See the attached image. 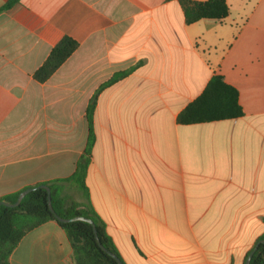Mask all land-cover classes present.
<instances>
[{
    "label": "crops",
    "instance_id": "crops-1",
    "mask_svg": "<svg viewBox=\"0 0 264 264\" xmlns=\"http://www.w3.org/2000/svg\"><path fill=\"white\" fill-rule=\"evenodd\" d=\"M226 1L227 18L193 24L177 0H20L1 13L0 202L60 181L124 264H245L264 234V0ZM66 36L78 49L38 82ZM216 75L243 117L180 124ZM81 165L84 187L66 181ZM9 264H74L73 248L48 221Z\"/></svg>",
    "mask_w": 264,
    "mask_h": 264
},
{
    "label": "trees",
    "instance_id": "trees-1",
    "mask_svg": "<svg viewBox=\"0 0 264 264\" xmlns=\"http://www.w3.org/2000/svg\"><path fill=\"white\" fill-rule=\"evenodd\" d=\"M177 1L183 9L187 24L201 20L222 21L229 15V6L226 0ZM19 2L20 0H9L0 6V14ZM78 47L79 43L71 37L62 38L34 73V79L40 83L46 82ZM92 110L93 103L89 106V117ZM243 115L244 111L239 103L238 90L226 83L222 76L216 75L210 80L202 95L188 105L178 115L177 120L182 125H191L234 120L243 117ZM83 174L84 166L81 165L80 169H77L75 174L66 181L77 180L84 187ZM60 184V181L47 184L51 188L52 205L55 212L62 218L82 216L92 219L97 226L101 244L119 256L97 215L90 208L65 200L62 197ZM19 195L20 192L8 196L4 200L14 203ZM48 221L57 222L66 231L73 248L74 264H118L99 246L91 224L84 221L62 223L54 217L49 209L48 193L43 188L28 193L17 207L0 206V264H9L11 254L24 235ZM259 240H264V234ZM250 264H264V244H260Z\"/></svg>",
    "mask_w": 264,
    "mask_h": 264
},
{
    "label": "water",
    "instance_id": "water-1",
    "mask_svg": "<svg viewBox=\"0 0 264 264\" xmlns=\"http://www.w3.org/2000/svg\"><path fill=\"white\" fill-rule=\"evenodd\" d=\"M39 188H43L47 191L48 193V205H49V209L50 211L52 212V214L54 215V217L59 221V222H62V223H70V222H74V221H84V222H87L89 224H91L93 226V229H94V233H95V237L97 239V242L99 244V246L103 249V251H105L108 255H110L111 257H113L116 262L118 264H124L123 260L121 259V257H119L117 254L113 253L112 251L106 249L100 242L99 240V237H98V232H97V226L95 224V222L92 220V219H89V218H85V217H82V216H77V217H74V218H62L61 216H59L54 208H53V205H52V198H51V188L49 185H40V186H37V187H32V188H28V189H25L24 191H22L20 193V195L18 196L16 202L14 203H9L7 201H1L0 202V206H6V207H17L20 205L21 201L23 200V198L30 192L36 190V189H39ZM260 244H264V240H259L255 247L253 248V250L249 253L246 261H245V264H250L251 263V259L254 255V253L257 251L258 247L260 246Z\"/></svg>",
    "mask_w": 264,
    "mask_h": 264
}]
</instances>
